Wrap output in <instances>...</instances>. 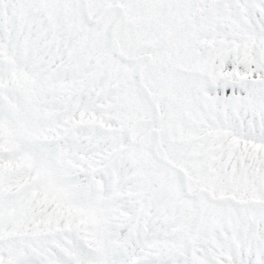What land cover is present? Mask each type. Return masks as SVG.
Masks as SVG:
<instances>
[{
  "label": "snow or ice",
  "instance_id": "snow-or-ice-1",
  "mask_svg": "<svg viewBox=\"0 0 264 264\" xmlns=\"http://www.w3.org/2000/svg\"><path fill=\"white\" fill-rule=\"evenodd\" d=\"M0 264H264V0H0Z\"/></svg>",
  "mask_w": 264,
  "mask_h": 264
}]
</instances>
